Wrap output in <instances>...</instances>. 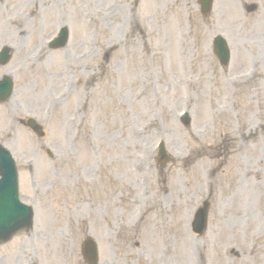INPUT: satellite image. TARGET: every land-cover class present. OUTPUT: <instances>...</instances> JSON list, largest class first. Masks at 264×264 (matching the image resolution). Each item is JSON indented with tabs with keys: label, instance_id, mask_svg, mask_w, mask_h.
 <instances>
[{
	"label": "rangeland",
	"instance_id": "374dc122",
	"mask_svg": "<svg viewBox=\"0 0 264 264\" xmlns=\"http://www.w3.org/2000/svg\"><path fill=\"white\" fill-rule=\"evenodd\" d=\"M96 1L0 0V46L8 45L12 50L10 61L0 67V74H10L14 83L13 96L0 105V129H10L11 117L36 115L45 132L39 138L22 126H13L10 135L6 131L0 140L15 152H24L33 142L50 147L56 154L62 152L52 161L41 152L34 163L35 180H44L46 176L42 173L50 168L49 178L55 187L46 198L41 195L40 206L50 207L56 234L62 229L77 235L86 232L95 237L104 235L106 224L98 222L95 206L91 209L87 204L99 202L102 190L78 187V181L70 190V180L77 169L87 171L98 161L103 166L108 163L112 168L124 155L130 157V149H134V158H137V154L140 155L155 139L154 130L159 129L173 158L186 154L184 160H187L182 171L186 187L181 196L175 193L179 187L175 173L163 174L167 181L165 193L170 197L159 201V209L167 210L171 236L157 230V242L146 245L147 248L144 243L148 241V234L140 226L137 238L134 237L140 245L126 250L128 253L123 251L124 246H119V257L141 255L154 259L162 252L163 257L172 259L169 264H193L194 261L195 264H257L264 250V194L262 197L248 195L247 212L244 213L240 209L241 194L224 195L225 180H231L236 187L232 175L222 167L207 182L201 170L205 166L215 168L216 161H223L226 135L233 140L241 137L231 129L241 121L246 122L254 111L255 105L249 102L250 95L260 83L252 80L237 84L236 99L243 96L247 107H240V115L233 114L236 117L228 113L221 125L216 118L217 106L215 111L210 109L207 118L213 117L215 121L204 138L193 133L196 121L186 128L179 125L173 114L183 96H188L190 115L195 118L198 103L209 88L212 90L215 85L214 91L220 94L218 76L213 70L215 59L207 53L213 35L221 34L233 54L235 51L239 55L242 51L243 57L248 46L255 43L260 45L259 51L263 49L259 42L263 40L264 2L261 6L260 0H214L211 14L202 18L196 0H137L138 5L136 0H122L115 13L110 11L106 15L96 12L101 11L107 0ZM245 5L254 8L248 12ZM85 11L89 16L82 19L81 14ZM61 23L69 29L67 45L61 49H45L44 57L35 60L36 48L41 47ZM91 34H95L94 41L102 53L88 61L85 71L82 56L86 45L83 42L89 40ZM202 54L207 58L202 59ZM132 57L134 61H131ZM235 62L233 58L227 75L239 73L247 66H234ZM196 78L199 80L194 84ZM208 78L210 83L206 84ZM178 81L181 84H177ZM51 100L60 101L49 112H40ZM77 106L80 108L78 116L73 118L71 111ZM158 115L160 121H153ZM68 120L72 121L69 128ZM193 138L200 141V147L209 144L199 150L201 156L194 161ZM241 140L234 147L240 149L245 142V139ZM69 142H74V155L68 148ZM15 154L21 170V189L26 193L32 174L23 171L25 160L19 161L21 155ZM68 154L74 158L70 168L65 164ZM112 162L114 164H110ZM105 180L112 188L120 185L121 179L113 177L110 171ZM196 182L200 189L194 190ZM109 188L104 189L108 196ZM201 188L211 199L208 229L198 241L190 237L188 222L192 207H196L195 203L203 196L200 195ZM261 188L264 192V187ZM156 205L157 201L152 203V207ZM149 208L150 205L146 218L151 215ZM157 217L158 224L163 222L162 210L157 211ZM180 238L181 242L174 243ZM104 246L105 243L99 244L100 248ZM198 253L201 257H195ZM55 257H59L58 252Z\"/></svg>",
	"mask_w": 264,
	"mask_h": 264
}]
</instances>
